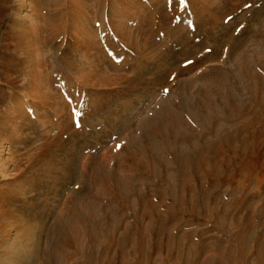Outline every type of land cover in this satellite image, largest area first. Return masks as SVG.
Returning a JSON list of instances; mask_svg holds the SVG:
<instances>
[{
    "label": "rangeland",
    "instance_id": "obj_1",
    "mask_svg": "<svg viewBox=\"0 0 264 264\" xmlns=\"http://www.w3.org/2000/svg\"><path fill=\"white\" fill-rule=\"evenodd\" d=\"M15 1L10 0L12 6ZM57 1H61L62 6L67 2ZM73 7L63 19L79 20L81 26L74 25L48 43L45 33L37 34L34 58L31 57L42 65V69L37 68L42 79L37 81L41 85L47 80L39 94L47 90L49 94H45V100L53 105L61 99L65 114L61 115L55 106L50 108L21 92L13 94L18 100L16 110L9 106L7 95L1 103L3 109L6 107L2 116L12 131L0 136V143H3L0 164L11 153L23 154L19 163L25 175L32 180L40 172L44 173V182L33 188L23 179L12 181L17 172L12 171L9 163L0 167V202L14 206L20 222L27 223L16 227L15 220H10L14 228L5 239L17 243L5 244L8 250L14 251H0L1 261L20 250L28 258L31 247L26 235H36L43 218L48 230L57 220L65 223L68 219V226L76 233L70 237L68 245L54 248V264L225 262L236 251L238 228L224 229L222 226L223 229H218L215 220L208 218L206 209L214 201L221 200L215 213L222 216L223 209L233 207L234 200L242 197L243 192L254 194L256 198L251 197L249 205L255 212L253 217L249 213L242 218V224L252 220L256 224V211L259 213L260 207H264V164L251 179L245 174L237 176L235 170L239 167L231 170L226 166H229V159L240 162V152L228 151V157L209 160L198 168L197 174L189 167L179 171L161 141L151 138L153 146L160 151L159 161L153 167L144 153L149 143L142 137V125L156 113H163L170 106L177 107L180 82L187 83L184 88L187 96L200 99L199 89L210 85L211 79H206L205 75L216 69L238 75L235 55L230 54L234 38L239 39L241 46L236 55L241 53L239 58L244 56L258 74H264L256 66L262 63L264 67V0H185V3L181 0H83L77 6L81 11L76 19L71 13L75 11ZM58 11L63 13V10ZM21 14L29 16L30 21L38 22L39 26L46 23L35 20L30 16L31 12ZM84 35L89 40L80 49ZM238 60L241 59L236 57ZM65 66L70 67V71ZM215 76L213 88L222 78ZM18 80L22 81V77ZM230 82L228 78L222 84V94L231 89ZM211 92L209 95L214 97L212 112L221 118L234 112L230 102L224 106V111L218 105L220 98L215 95L216 91L212 89ZM240 97L241 103H233L239 110L242 103L248 104L254 95L245 90ZM200 115L192 124L188 123V115H183L181 131L191 138V142H196L197 132L208 127L204 124V111ZM244 115L251 118L249 114ZM219 116H214L215 121L224 123L222 119L219 121ZM262 116L260 122H264ZM261 128L260 125L256 129L251 127L243 136L252 141ZM251 134L253 136L249 137ZM16 136L19 138L10 146L6 140ZM232 140L236 141V148H241L240 138L236 136ZM263 143L262 137L257 139L255 155L259 159L264 151ZM180 144L188 147L183 140ZM129 151L134 156L128 154ZM95 166L102 174L97 172L94 177L98 178L91 184L89 177ZM204 172H208L207 177H202ZM2 174L6 176L2 177ZM114 176L124 178L122 189L128 194L127 201L120 202L116 194L112 199L115 182L103 179L111 180ZM167 177L171 184L165 182ZM16 186L22 191L13 193L18 189ZM200 189L208 192L209 197L204 207L195 212ZM6 195L9 198H5ZM81 211L90 219L100 221L98 233L96 229H90L89 235L85 233L87 227L81 225L77 216ZM260 220L255 232H261L260 244L263 246L260 251L264 255V215ZM226 226H229L227 221ZM45 234L34 239L38 250L43 251L46 245ZM113 234L110 244L106 243ZM258 244L249 242L248 259H240L237 253L229 264H244L246 260V264H255ZM190 252L198 255L189 257ZM40 262L41 257L36 264Z\"/></svg>",
    "mask_w": 264,
    "mask_h": 264
},
{
    "label": "bare ground",
    "instance_id": "obj_2",
    "mask_svg": "<svg viewBox=\"0 0 264 264\" xmlns=\"http://www.w3.org/2000/svg\"><path fill=\"white\" fill-rule=\"evenodd\" d=\"M28 1L29 3L25 4L22 0H16L15 6H12L10 0H0V136L9 133L11 129L10 125L5 123L4 116H2L5 111L4 109H6V107H4L3 109L1 106L2 101H4V99L6 98L5 95H7V100L10 103L9 106L13 107L14 110H16L18 107V100L13 96V94H19L21 92L24 95L32 97V99L34 100L40 101L44 105H49L50 108H54L55 106V109L61 115L65 114V105L61 99L59 100L56 98L57 100L53 105L51 102L48 103L47 100H45V94H49L47 93V90L44 92V94H39L38 92L42 87L45 86V82L47 80H45L41 85L39 81H37L39 78L42 79L41 73L37 72V68L41 67L42 69V65L32 60L34 58L33 56L35 51V49L33 48L36 44L37 34L45 33V42L48 43L57 39L54 36H59V34L63 31L68 32L71 28L74 27V25L80 27L82 23L79 20L73 21L68 18L64 21L63 16L68 12L69 8H72L74 6L75 8L73 7V9L75 11L71 13L73 19H76V17H78V13H80L81 11V8L77 10V6H80L83 0H67L66 5L63 6L61 1L57 0ZM58 10H63V13L59 12ZM23 11L26 13L31 12L32 14L30 16H34L35 20H45L46 23H44V25L42 26H39L38 22H31L32 20L30 21L29 16L27 18V16L21 14ZM62 19L63 22L61 23L60 21ZM55 20L56 22L53 23ZM87 39L89 40V37H87L86 35L82 37L80 49L84 48V43L88 41ZM232 42L233 43L230 45V54L233 56L235 55L234 63H236L237 65L234 66L237 69L238 75H231L229 71H222L221 69H216L209 75H205L206 79H211L209 82L210 85L206 87L209 90L206 88H200L198 91V95L201 97L200 99H192L191 97L187 96L184 91V88L186 87L185 85L187 83L184 81L180 82L177 87L178 93L181 92L179 95L180 101H178L177 107L172 108V106H170V108H167L163 113H156L151 119H149L142 125V137L149 143V146L146 145V147L144 148V153L149 163L151 162L153 164V167H155L159 161L158 155L160 151L156 146H153V143H151V138L161 141V144L165 146V151L172 157L173 163L178 167L179 171L184 167H189L193 170V173L197 174L198 168L200 166H203V164L207 163L209 160L212 161L214 159V161H217V159L228 157V155L226 154L228 151L240 152L241 155L240 162L234 163L233 161H231V159H229V166H226L227 169L229 167L231 170H235L233 168L239 167L238 170H235L238 171V173L235 175L244 176L245 174L248 179H251V177L253 178L254 176L252 175L253 173L262 170L264 164V161H262L264 159V151L263 153H261L262 160L259 159L258 155L256 156L255 153L257 152L258 147L257 139L261 137L264 139V122L259 121L261 118H263L262 115H264V74H258L256 70L251 67L250 63L247 60L245 61L244 56H242V58H239L241 53L239 54V56L236 55L237 50L241 47L239 39L234 38ZM236 57L241 60L236 61ZM69 64L70 63H68V65ZM256 66L259 68L260 72H264L262 63H258V65ZM66 68L68 71L70 67ZM215 75H219V77L222 78L221 81L217 82L218 84L215 85V88H213L211 87V85H213L214 79H216ZM226 75H228V77ZM20 76L22 77V81L18 80ZM228 78H230V80L232 81V83L230 82L231 89L227 90L226 94H222L223 87L221 86L222 84H225V80ZM21 88H23V90H21ZM211 88L216 91L215 95L220 98L218 101V105L224 111H226L224 106H226L227 102H230L231 104L229 105L232 109H234V112L231 111L227 113L223 118H221L218 114L212 112L214 109L212 108L211 100L214 97L209 95V92L212 93ZM245 90L251 91L254 97H250V99L248 100V104L242 103V105L240 106V110L239 107L235 109L233 103H241L240 96L241 93H244ZM233 91H235L236 93L233 94ZM202 111H204V115L206 117L204 124L208 127L207 129L197 132V135L195 134L196 142H191V138L187 137V135L181 131L182 126H184V123L182 121L183 115L187 114L188 123L192 124L193 121L201 117L200 113ZM244 114H249L251 118H246L247 116H245ZM214 116H216L217 118L219 116V121L222 119L224 123L216 122V117ZM242 117H245V119ZM239 122H241L240 125L237 124ZM224 124H229V126H225ZM258 125L262 127V130L260 132L256 131L258 133V135L254 133V135L256 136H253L251 134L249 137L253 136L252 141H247L243 136V133L245 131L249 132L248 130L251 127L256 129V126L258 127ZM208 136H210L211 139H209ZM236 136L237 138H240V141H242V144H240L241 148H236V141L232 140V138H235ZM18 138L19 137L17 136L11 137L6 141L10 143L11 146V143ZM182 140L183 143L184 141L188 143L187 148L189 150H187L186 147L181 146L180 142H182ZM1 144L3 143H0V146ZM207 153L211 156H205V158L204 154ZM128 154L133 155V153L130 151L128 152ZM21 156L24 155L11 153L10 157L6 158L0 164V167H4L6 163H9L11 165L12 171H14V173L15 171L17 172L13 174L14 177L12 178V181L16 180L20 182L23 179V182H30L33 188L35 185H41V183L44 182V180L42 179L44 173L40 172L39 175L31 180L30 176L25 175L26 172L23 173L21 170V164L19 163V157ZM25 158H27L28 161L31 160L28 155H26ZM46 167L49 171V162L47 163ZM92 168H94V165L92 166ZM60 169L62 170L61 167ZM92 171L93 172L89 177L92 180L91 184L94 183L98 178L94 177L97 172H100V174H102V171L97 166H95V170L92 169ZM207 173L208 172H204L202 177H207ZM5 176L6 174H2V177ZM24 178H26L27 180ZM103 180L111 183L115 182L116 187L114 189L116 191H114L113 189L111 190L112 192H114L112 193V199L116 194L117 197L119 196L118 198L120 202L128 200V194H126L125 190L122 189V182L124 184V178L122 176H114L111 177V180L109 178H105ZM165 182L167 184H171V181H169V177L165 178ZM21 184L22 183H20L19 186H21ZM19 186H16V188L18 189L12 192H21L22 190H19V188H21ZM199 187H201V184L199 185ZM4 197L9 198L8 195ZM208 197V192L202 191L201 189L199 190V194L196 198V205L194 204L195 206H197L195 212H198L200 207H204ZM251 197L256 198L254 194L243 192L242 197H237L236 200H234L233 198L234 206L223 209L224 211H221L222 216H218L215 213L218 209L217 203L221 202V200L214 201L212 206L208 210L206 209V211L209 213L208 218H213L215 220V225L218 229H223V227L224 229H232V226H236L238 228L235 232L236 251L232 253L231 257L228 258V260H226L225 262L221 261L218 264H229L230 260H232L234 255H236L237 253L240 259H248L247 248L248 243L251 241L257 244L259 243V250L257 249L256 251L255 264H264V255H262V251H260L263 246L262 244H260L261 232L260 230L255 232V227L258 226L263 220H260V218L262 215H264V207H260L259 213L258 210L256 211V224H253V218L250 219L252 221H247V223L245 222V225L242 224L244 223L242 218L247 217V214L249 213L250 217H253L252 213L255 212L251 208L252 206L249 205V203L251 202ZM15 198L18 199L19 197L17 196ZM77 210L79 209H76V211ZM77 216L81 225H86L87 228L84 227L86 234L89 235L91 233L90 229L92 231L96 229V233H98V228L100 229V221H98L97 218L96 220H92V218L90 219V217H87L82 211L77 214ZM49 217L50 216L48 215L47 221ZM11 219L15 220L16 227H18L21 223L25 225L27 224L22 220L20 222L19 213L15 211L14 206L9 203L0 202V251H14L8 250L5 244L10 243L11 245H14L17 243V241L10 242L5 239V237L8 236L11 228H14L10 225ZM228 219H230V221H228ZM226 221L228 222V227L226 226ZM43 222L44 220L42 218V220L40 221V226L37 229L38 233L36 235H32V237H29L30 235H26L27 244L31 247L29 251L30 253L27 255L28 258H25V255H22V250H20L17 253H12L13 255H8L9 253H7V260L1 261L0 259V264H4L5 262H11L15 264H36V262L39 261L40 257L41 262L39 264H54V248L68 245L70 243V237L72 235H75L76 233H74L73 228L71 229L68 226V219L65 220V223H61L57 220L55 224L50 226V230H48V228L44 226ZM44 232L46 233V245L42 251L40 249L38 250L34 239L36 236H40ZM113 237L114 234L110 235L108 237L109 240H107L106 243L110 244V241L113 239ZM73 238H75V236ZM202 247L203 246L201 244L200 248ZM26 252L28 253V251ZM196 255L198 254L193 252L189 253V257H194ZM247 261L248 260H246L245 262L247 263ZM89 262L91 261H88V263L86 264H89ZM245 262L244 264H246Z\"/></svg>",
    "mask_w": 264,
    "mask_h": 264
},
{
    "label": "snow or ice",
    "instance_id": "obj_3",
    "mask_svg": "<svg viewBox=\"0 0 264 264\" xmlns=\"http://www.w3.org/2000/svg\"><path fill=\"white\" fill-rule=\"evenodd\" d=\"M181 3H185V0H181ZM167 91V90H166ZM77 127H79V125H77ZM117 147H119V146H117Z\"/></svg>",
    "mask_w": 264,
    "mask_h": 264
}]
</instances>
